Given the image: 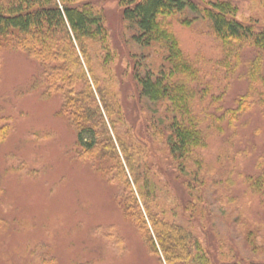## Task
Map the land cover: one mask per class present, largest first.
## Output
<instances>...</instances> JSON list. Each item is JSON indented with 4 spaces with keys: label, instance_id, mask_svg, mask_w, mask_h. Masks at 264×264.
Listing matches in <instances>:
<instances>
[{
    "label": "rangeland",
    "instance_id": "rangeland-1",
    "mask_svg": "<svg viewBox=\"0 0 264 264\" xmlns=\"http://www.w3.org/2000/svg\"><path fill=\"white\" fill-rule=\"evenodd\" d=\"M127 1L96 0L104 42L87 47L89 59L77 45L106 120L101 125L93 109L96 133L83 141L62 94L46 86L42 64L0 45V264H169L131 167L151 209L182 228L198 254L193 264L204 256L208 264H264V49L245 40L239 56H228L209 19L190 10L171 18L204 142L175 156L167 141L171 101L141 95L135 77H157L162 51L134 40L136 25L123 16ZM227 1L241 21L264 27V0ZM105 45L117 55L108 62ZM126 58L122 98H110L116 84L105 72L125 69ZM110 160L125 166L141 213L126 210L134 200L105 175Z\"/></svg>",
    "mask_w": 264,
    "mask_h": 264
},
{
    "label": "trees",
    "instance_id": "trees-1",
    "mask_svg": "<svg viewBox=\"0 0 264 264\" xmlns=\"http://www.w3.org/2000/svg\"><path fill=\"white\" fill-rule=\"evenodd\" d=\"M100 6L96 0H0V45L7 43L20 47L42 64L45 68L43 75L46 74L48 83H45L46 86L62 94L63 111L74 122L81 141L84 140L86 133L91 135L96 133L95 128L90 126L92 118L97 117V113L93 115V109L99 112V123L106 126L105 117L88 80L81 60L82 55L78 49L80 46L84 56L89 59L87 47L95 41L104 42L107 33L100 14ZM187 10L198 12L203 18L212 22L228 56H239L242 41L245 40H251L255 46L264 49V27L241 21L238 6L232 1L129 0L126 2L123 16L124 20L136 25L134 40L144 47L154 46L162 51L163 61L160 66L162 70L157 77L153 78L151 72L146 76L137 74L135 77L141 95L155 102L165 99L171 101L170 109L176 116L168 128L170 137L167 141L171 153L175 156L181 154V157L204 145L199 120L190 106L194 95L183 76L190 67L187 66L171 24L174 15ZM254 27L260 29L259 32H255ZM104 51L107 62L117 57L116 50H111L108 45L104 46ZM128 61L126 58L125 69L116 65L115 69L105 72L106 77L109 73V78L116 84L109 85L116 86L112 91L108 90L110 98L113 96L122 98L118 91L124 80L129 79L128 72L131 67ZM78 84L81 85L79 89ZM104 105L109 117L112 118L113 112L110 111L107 100ZM138 138L145 143L142 138L139 136ZM111 145L113 146L112 141ZM94 148L99 150V144ZM148 148L151 151V146L148 145ZM123 153L128 156L126 149H123ZM141 154L146 160L147 156L142 151L138 156L141 157ZM111 161L110 166L104 170L105 175L116 185L123 182L127 197L134 200L135 206L130 204L131 207L129 205L126 210L132 208L134 215L138 214V211L141 213V205L125 166L121 160L120 164H117L116 160ZM131 168L134 179L136 178L135 185L141 192L139 195L145 199L144 205L149 220L169 264H193L198 254H192L188 250L184 236L182 232L180 233L182 228L159 218L151 209L134 168ZM201 259L202 264H208L206 256Z\"/></svg>",
    "mask_w": 264,
    "mask_h": 264
}]
</instances>
